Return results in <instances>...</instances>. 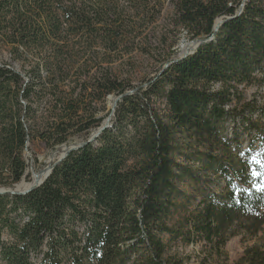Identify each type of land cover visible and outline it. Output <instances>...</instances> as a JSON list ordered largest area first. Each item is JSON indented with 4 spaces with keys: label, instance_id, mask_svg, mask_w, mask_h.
<instances>
[{
    "label": "trees",
    "instance_id": "trees-1",
    "mask_svg": "<svg viewBox=\"0 0 264 264\" xmlns=\"http://www.w3.org/2000/svg\"><path fill=\"white\" fill-rule=\"evenodd\" d=\"M178 36L213 38L179 60ZM254 82L264 0H0V188L30 143L110 116L40 187L0 195V264H227L236 236L257 241L235 264H264V103L228 89Z\"/></svg>",
    "mask_w": 264,
    "mask_h": 264
},
{
    "label": "rangeland",
    "instance_id": "rangeland-1",
    "mask_svg": "<svg viewBox=\"0 0 264 264\" xmlns=\"http://www.w3.org/2000/svg\"><path fill=\"white\" fill-rule=\"evenodd\" d=\"M178 45L175 48L177 56L181 55L183 49L191 45L194 41H189L188 39L180 38L179 36L174 38ZM136 52H133L135 55ZM126 59V57L124 58ZM142 70L139 74L147 72L150 70L149 63L143 62V60L139 61L138 69ZM149 73V72H148ZM138 77V78H139ZM139 83L138 80L133 82V85H137ZM221 86H215V89L220 88ZM228 89L241 95L244 101L248 102L251 100H256L258 103H264V84L262 86L258 85L256 82L250 85H240L236 83H232L228 86ZM117 98L115 96H110L107 98V107L108 109L112 110V105ZM84 141V138H74L69 141L67 144L62 146H69V145H78ZM62 146L56 148H47L43 144L39 143L38 141H34L30 143L27 147V150L24 152V160L26 163V171H25V182H29L31 180L33 173H38L45 169L51 162H55L60 154H62ZM254 239H250L247 236H236L228 241L224 248L225 256L227 257V264H235L239 257L242 255L245 248L251 246L254 242ZM177 251L180 254L189 255L191 258L196 257L199 255L200 247H177Z\"/></svg>",
    "mask_w": 264,
    "mask_h": 264
},
{
    "label": "water",
    "instance_id": "water-1",
    "mask_svg": "<svg viewBox=\"0 0 264 264\" xmlns=\"http://www.w3.org/2000/svg\"><path fill=\"white\" fill-rule=\"evenodd\" d=\"M242 10L239 11V13ZM223 23V21L221 19L217 20L214 24V32H216L218 30V28L220 27V25ZM213 37H211L212 39ZM211 39L209 40H204V39H197L194 40V42H192L191 45L186 46L181 55H179V60L183 59L189 55H192L196 49L204 44L207 43L209 41H211ZM119 98H117L113 105H112V111L115 108L116 103L118 102ZM109 123H110V116L104 121L102 127H100L99 129H97L94 133H92L89 138L85 141L82 142L78 145H69V146H62V154H60V156L58 157V159L55 162H51L45 169H43L42 171L38 172V173H33L31 180L29 182H25V176L22 178V180L14 185L11 188H0V195H5V196H25L27 194H29L30 192L34 191L36 188L40 187L45 180L50 176L52 170L54 169V167L58 164H60L67 156L68 154H70L73 151H76L80 148H82L83 146H85L88 143H91L92 141H94L96 138H98V136L101 134V132L109 127ZM64 150V151H63Z\"/></svg>",
    "mask_w": 264,
    "mask_h": 264
},
{
    "label": "bare ground",
    "instance_id": "bare-ground-1",
    "mask_svg": "<svg viewBox=\"0 0 264 264\" xmlns=\"http://www.w3.org/2000/svg\"><path fill=\"white\" fill-rule=\"evenodd\" d=\"M64 151V150H63Z\"/></svg>",
    "mask_w": 264,
    "mask_h": 264
}]
</instances>
